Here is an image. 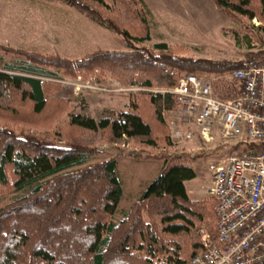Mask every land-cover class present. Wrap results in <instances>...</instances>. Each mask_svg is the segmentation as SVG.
<instances>
[{
  "label": "trees",
  "instance_id": "trees-1",
  "mask_svg": "<svg viewBox=\"0 0 264 264\" xmlns=\"http://www.w3.org/2000/svg\"><path fill=\"white\" fill-rule=\"evenodd\" d=\"M58 1L121 35L124 47L78 58L3 48L18 58L0 56V196L10 195L0 207V264H185L201 250V228L216 239L214 199H191L185 189L195 177L187 156L163 157L161 173L118 220L116 159L91 162L104 154L95 148L101 141L170 143L164 114L174 95L139 91L125 110L107 108L95 119L73 113L55 80L109 76L167 89L182 74L226 73L263 59L264 49L228 60L192 57L165 41L148 47L154 16L143 0ZM211 1L264 47V0Z\"/></svg>",
  "mask_w": 264,
  "mask_h": 264
},
{
  "label": "rangeland",
  "instance_id": "rangeland-1",
  "mask_svg": "<svg viewBox=\"0 0 264 264\" xmlns=\"http://www.w3.org/2000/svg\"><path fill=\"white\" fill-rule=\"evenodd\" d=\"M179 1L180 5L173 10L154 13L156 15L151 28L152 38L146 46L151 47L155 41H165L169 45L185 46L188 55L192 57L228 60H243L250 52L264 49L254 40L255 37L251 33L245 32L238 22L218 10L215 17L205 11L207 14L205 17L201 15L202 8L191 11L190 7H186L188 0L185 1L186 5L184 0ZM196 12L208 22L200 20L199 25L197 18L193 16ZM255 20L258 24L256 25L253 19L250 25L263 26L258 19ZM4 47L78 58L98 48L121 50L124 46L121 35L92 22L76 8L58 0H0V56L3 57V61L8 62L18 58L16 53L6 54ZM2 63L0 62V67ZM57 94L63 99L72 100L73 113H82L95 119L101 115L105 106L115 111H123L128 103L126 97L95 94L89 91H84L81 96L74 98L70 90L62 85ZM108 99L109 104L105 102ZM69 119V115L63 118ZM221 142L218 135L209 145L210 150L212 149L210 152L198 150L201 143L194 140L180 145L170 142L167 145L151 147H143L131 139L96 143L95 148L104 154L95 156L91 162L109 157L116 159V172L122 195L114 216L115 220L120 219L122 214L131 208L149 183L161 173L162 158H170L171 154L186 155L184 164L195 172V177L184 184L189 198L197 200L211 197L209 194L211 176L207 169V161L218 148L224 152L231 150L228 144L221 145ZM197 154L201 155L194 157ZM9 200L10 195L0 196V207Z\"/></svg>",
  "mask_w": 264,
  "mask_h": 264
},
{
  "label": "built area",
  "instance_id": "built-area-1",
  "mask_svg": "<svg viewBox=\"0 0 264 264\" xmlns=\"http://www.w3.org/2000/svg\"><path fill=\"white\" fill-rule=\"evenodd\" d=\"M55 81L75 97L84 91L126 98L139 91L173 94L174 106L164 114L171 143L194 140L201 143L198 150L210 152L219 135L221 145L231 147L216 149L207 161L216 239L201 229V250L185 264L264 262V58L227 73L182 74L167 89L125 85L113 77Z\"/></svg>",
  "mask_w": 264,
  "mask_h": 264
},
{
  "label": "crops",
  "instance_id": "crops-1",
  "mask_svg": "<svg viewBox=\"0 0 264 264\" xmlns=\"http://www.w3.org/2000/svg\"><path fill=\"white\" fill-rule=\"evenodd\" d=\"M178 1L179 0H143L144 4L150 10V12L153 14L154 17L156 15L154 13H156V12H165L168 10H173L175 7L180 5V1L179 2ZM185 1L186 0H184V3L186 5ZM186 7L187 8L190 7L191 11H196L198 8H202L203 13L201 15H205V17L207 16V14H205V11H206V13H209L210 16H214V17L217 14L216 12H218L216 7L214 6V4L211 2V0H188V4L186 5ZM197 15H200V14H198L197 12L195 14H193L195 19L197 18L196 21L199 25H201L199 22L200 20L201 21H207V19L202 17L201 15L199 17H196ZM105 102L109 104L110 100L108 99ZM107 108H109V107L105 106L102 109H107ZM76 114H79V113H76ZM80 114L84 115L82 113H80ZM84 116H86V115H84ZM90 117H92V116H90Z\"/></svg>",
  "mask_w": 264,
  "mask_h": 264
}]
</instances>
